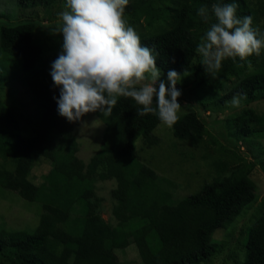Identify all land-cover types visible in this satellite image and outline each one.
Returning a JSON list of instances; mask_svg holds the SVG:
<instances>
[{"label":"trees","instance_id":"16d2710c","mask_svg":"<svg viewBox=\"0 0 264 264\" xmlns=\"http://www.w3.org/2000/svg\"><path fill=\"white\" fill-rule=\"evenodd\" d=\"M56 1L14 0L13 4L19 9H48ZM202 1L171 0L167 5L169 0H136L125 6L124 15L147 18L149 26L155 22L167 26L149 36L140 35L142 44L155 49L156 66L164 76L169 69L182 73L192 65L191 91L202 88L213 93L230 81L221 101L236 94L246 100L264 98V49L245 60L224 59L215 75L205 72L196 51L209 27L197 15ZM156 3L164 4V10ZM237 4V14L250 15L258 26L264 17V0L253 4L237 0ZM0 53L21 60L23 84L39 108L31 132L23 135L15 115L0 99V160L13 164L12 170L0 167V186L40 203L44 211L32 232L0 230V251L14 254L12 260L0 264H117L114 251L130 243L135 244L142 264H199L214 255V231L228 228L255 199L248 172L217 177L170 204L161 179L138 160L135 149L139 138L147 147L158 143L153 131L161 121L152 113L137 114L140 106L129 97H119L111 114L102 117L100 148L84 166L75 155L78 144L71 122L57 113L53 96L59 95L58 88L46 81L53 60L42 57L35 24L0 22ZM229 125L245 138L264 137V115L252 110L235 116ZM171 128L178 140L195 147L207 144L205 125L194 111L180 115ZM37 157L47 160L50 169L42 182L34 184L28 175ZM217 163L218 172L227 171L228 162ZM96 179L116 181L111 192L116 201L114 226L99 217L96 203L91 202ZM244 248L243 264H264V209L249 226Z\"/></svg>","mask_w":264,"mask_h":264},{"label":"rangeland","instance_id":"374dc122","mask_svg":"<svg viewBox=\"0 0 264 264\" xmlns=\"http://www.w3.org/2000/svg\"><path fill=\"white\" fill-rule=\"evenodd\" d=\"M133 1L136 0H129L128 4ZM250 1L253 4L258 0ZM13 2L14 0H0V22L27 20L35 24V39L42 48V57L54 60L62 50V35L55 30L62 23L59 13L67 10L66 0H57L48 9H19ZM213 2L215 0H203L200 6L208 5L210 8ZM165 3L170 5L172 2L169 0ZM156 6L164 10V4L156 3ZM156 6L154 7L157 8ZM124 16L139 36L142 34L149 36L167 27L164 23L157 25L159 22L149 26L147 18L139 15L134 18ZM212 22H215L214 16H210L207 24L210 26ZM258 26L264 29V17L259 21ZM199 61L200 58L197 63ZM180 74L176 84L181 91V95L177 98L181 104L178 115L194 111L205 125L207 144L195 147L189 142L178 140L173 136L172 128L161 122L153 131L158 137V143L147 147L141 138L137 139L136 155L141 163L151 168L161 179V187L170 194V204H175L187 195L196 193L204 183H211L217 177H229L240 170L248 172L249 178L255 185L254 201L243 209L228 228L214 231L211 241L217 244L216 252L207 261L199 263L243 264L244 241L248 235V228L259 218L264 209V137L245 138L229 124L232 118L245 110L264 115V98L254 100L242 98L241 106L233 108L227 103L232 97L221 101L230 86V81L227 82V86L213 93L202 88L191 91L189 88L193 83L192 65ZM161 79L167 82V76L163 74ZM46 81L53 85L50 71ZM0 99L15 115L21 134L28 135L37 121L39 108L23 84L21 60L6 57L1 53ZM102 117L99 111L89 112L84 114L80 121L71 122L78 144L75 155L84 166L100 148L104 129ZM262 128L264 130V126ZM219 161L229 163L227 171L223 173L217 171L219 165L215 163ZM0 167L12 170L13 164L10 161L0 160ZM49 169L50 163L37 157L28 178L34 184H39ZM115 187L114 179L93 181L94 196L91 202L96 203L97 214L109 226L115 225L112 209L116 201L111 195ZM75 210L76 208L73 209ZM42 214L44 211L40 203L26 201L17 193L0 186V230L32 232L39 226ZM114 254L117 264H142L134 243L115 250ZM13 257L14 254L10 250L0 251V261L9 262Z\"/></svg>","mask_w":264,"mask_h":264},{"label":"clouds","instance_id":"9594fccd","mask_svg":"<svg viewBox=\"0 0 264 264\" xmlns=\"http://www.w3.org/2000/svg\"><path fill=\"white\" fill-rule=\"evenodd\" d=\"M128 2L66 0L67 10L59 13L62 23L55 31L62 35V50L51 62L50 76L59 92L53 96L57 113L67 121L96 111L109 116L119 97L132 98L140 106L137 114H155L166 126L178 120L181 74L169 69L167 82L161 79L155 49L142 44L125 19ZM237 7V0H215L210 8L197 9L205 22L215 17L196 46L206 73L215 75L224 59L245 60L264 49V29L254 26L250 15H238ZM242 98L236 94L227 103L238 108Z\"/></svg>","mask_w":264,"mask_h":264}]
</instances>
